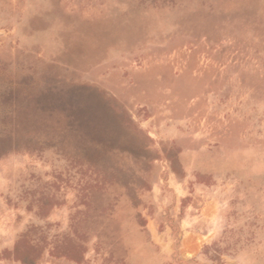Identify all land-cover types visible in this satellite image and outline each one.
<instances>
[{
  "label": "rangeland",
  "instance_id": "374dc122",
  "mask_svg": "<svg viewBox=\"0 0 264 264\" xmlns=\"http://www.w3.org/2000/svg\"><path fill=\"white\" fill-rule=\"evenodd\" d=\"M0 264H264V0H0Z\"/></svg>",
  "mask_w": 264,
  "mask_h": 264
}]
</instances>
